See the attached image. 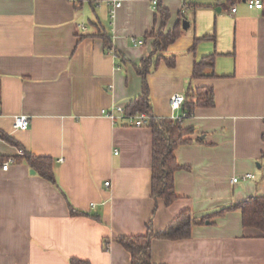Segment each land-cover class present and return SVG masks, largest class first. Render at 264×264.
Masks as SVG:
<instances>
[{
	"label": "crops",
	"instance_id": "crops-1",
	"mask_svg": "<svg viewBox=\"0 0 264 264\" xmlns=\"http://www.w3.org/2000/svg\"><path fill=\"white\" fill-rule=\"evenodd\" d=\"M235 4L230 13L227 0L159 2L169 13L164 30L178 24L181 33L165 53L175 65L161 60L148 74L153 114L180 113L170 97L188 83L212 86L215 102L181 122L192 141L174 149L177 198L166 205L151 195V129L101 113L141 91L132 63L150 53L144 34L159 25L150 0H121L113 17L105 2L0 0V129L30 153L52 157L57 182L24 161L0 166V264H131L114 238L144 234L149 221L162 231L186 208L191 235L153 238L152 263L264 264V233L244 226L238 209L218 213L264 195V11ZM101 29L126 65H116L96 35ZM203 35L213 37L191 51ZM209 53L215 76L191 79L193 63ZM16 114L28 116L26 129L12 127ZM17 153L0 139V156ZM69 204L87 214L72 215Z\"/></svg>",
	"mask_w": 264,
	"mask_h": 264
},
{
	"label": "trees",
	"instance_id": "trees-1",
	"mask_svg": "<svg viewBox=\"0 0 264 264\" xmlns=\"http://www.w3.org/2000/svg\"><path fill=\"white\" fill-rule=\"evenodd\" d=\"M82 2L83 0H78ZM240 0H227L230 4ZM89 4L94 6L93 0H87ZM156 6L158 12L159 25L152 28L144 34V39L152 38L150 53L142 58L138 63H132L136 73L141 78V91L136 96L130 98L124 105L126 114L136 115L145 113L147 118L144 125L151 129L152 133V159H151V195L154 199L162 198L166 205H169L177 198L174 189V172L180 168L174 155V149L179 144L189 143L192 140L187 137L192 132L191 127L183 128L181 121H177L170 117H157L153 114L152 105L149 96L148 74L154 70L159 62L163 60L168 66L175 65V56L166 55V50L181 33L179 25L170 31H165V23L168 19V10ZM264 11V5L261 9ZM157 19V17H156ZM96 35L102 37L106 50L112 51L117 66H124L129 61L124 55L113 46L111 34L106 29H101ZM212 35H203L195 38L190 50L195 49V45L199 39L212 38ZM215 53H209L193 63L191 79L200 77L215 76L213 70ZM185 100L182 108L187 111V117L191 115L193 110L199 106L214 105V90L210 85L192 86L188 83L185 91ZM186 117V118H187ZM0 138L19 148V153L15 155L0 156V161L13 157L14 162H26L37 174L46 178L50 182L57 185L54 173V159L45 155H34L27 151L21 144L9 134L0 129ZM264 140V135L262 136ZM264 160V151L261 154ZM229 209H238L241 212V221L244 226H251L259 229L264 233V195H249L246 198L234 202L228 207H224L219 212ZM70 213L73 215L87 214L82 210L74 208L69 204ZM95 216V215H94ZM208 216H204L201 221H206ZM95 217H98L97 215ZM194 222L193 212L186 208L180 211L176 218L162 231L156 232L149 221L146 225V232L137 235H118L114 238L120 243L130 255L131 264H154L151 261V241L153 238L165 239H182L191 235V226ZM109 240H102V247H108ZM72 264H88L87 261L72 258Z\"/></svg>",
	"mask_w": 264,
	"mask_h": 264
},
{
	"label": "built area",
	"instance_id": "built-area-1",
	"mask_svg": "<svg viewBox=\"0 0 264 264\" xmlns=\"http://www.w3.org/2000/svg\"><path fill=\"white\" fill-rule=\"evenodd\" d=\"M83 1H87V0H83ZM158 1L159 0H150V3L154 9H156ZM103 2L107 3L110 6V14H109L110 17H113L115 9L121 4V0H93L94 6H98ZM243 2L248 9L261 10L264 5V0H243ZM235 11H236V4L235 3L230 4L229 12L234 13ZM81 27L84 28V25L81 24ZM132 42L134 44H142L144 41L143 39L133 38ZM184 100H185V95L183 93H174L171 95L169 101L170 107L174 112L180 110V113H171L170 118L175 119L177 121H181L182 119H185L187 117L188 115L187 111L182 108V104ZM101 113L106 117H108L109 119H111L114 123L122 119L126 121V124L134 125V126L144 125L145 119L147 118V115L145 113H139L136 115L126 114L124 111V105L122 104H115L109 108L101 109ZM28 121L29 118L25 114L13 115L12 127L14 129H26L28 127ZM13 162H14L13 157H8L7 159L0 161V166L2 169H6L8 165ZM245 176L252 177V175L250 174H247ZM236 179L237 178L234 177L232 180L236 181ZM104 184L105 186H109V181H105Z\"/></svg>",
	"mask_w": 264,
	"mask_h": 264
},
{
	"label": "water",
	"instance_id": "water-1",
	"mask_svg": "<svg viewBox=\"0 0 264 264\" xmlns=\"http://www.w3.org/2000/svg\"><path fill=\"white\" fill-rule=\"evenodd\" d=\"M182 26L186 27L187 26V22L186 21H182Z\"/></svg>",
	"mask_w": 264,
	"mask_h": 264
},
{
	"label": "rangeland",
	"instance_id": "rangeland-1",
	"mask_svg": "<svg viewBox=\"0 0 264 264\" xmlns=\"http://www.w3.org/2000/svg\"><path fill=\"white\" fill-rule=\"evenodd\" d=\"M215 1H219V0H215Z\"/></svg>",
	"mask_w": 264,
	"mask_h": 264
}]
</instances>
